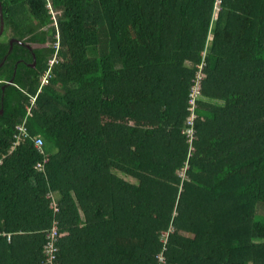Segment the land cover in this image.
Segmentation results:
<instances>
[{"label": "trees", "instance_id": "16d2710c", "mask_svg": "<svg viewBox=\"0 0 264 264\" xmlns=\"http://www.w3.org/2000/svg\"><path fill=\"white\" fill-rule=\"evenodd\" d=\"M0 2V264H264V0Z\"/></svg>", "mask_w": 264, "mask_h": 264}, {"label": "built area", "instance_id": "2783aa9c", "mask_svg": "<svg viewBox=\"0 0 264 264\" xmlns=\"http://www.w3.org/2000/svg\"><path fill=\"white\" fill-rule=\"evenodd\" d=\"M216 1L217 2H215L214 7H215V13L217 14L221 10L222 0H216ZM48 8L50 10V13L52 14V20H53L52 24L57 26L58 11L54 9L52 0H48ZM55 61H56V55L49 60V67L41 77L43 87L44 85L48 83L49 75H50L52 66L54 65ZM202 78H203V74L200 72L197 78V81H196V85H193L191 93H190L189 107H188L189 115L186 120L187 127L184 132L188 138V142L190 143V150L193 149L192 143L196 139L197 108H198V100L201 96ZM36 100H37L36 98H33V104L36 102ZM28 108H29V113H31L32 107L28 106ZM26 120L27 119H25L23 122H20L16 125L12 147H15L16 145L20 144L22 140L26 139L29 136V129L26 124L27 122ZM36 143H37V146L40 148V150H42V145L44 141L41 136L37 137ZM45 162H46V159H43V161L37 162V169L39 171H44ZM187 168H188V163H186L185 167L182 169L184 175H185ZM171 231H173V228H170V230L165 233L166 236L163 237L164 242L167 241L168 234ZM57 234H58L57 223H54L52 230L47 235V241L44 246V255L46 258V264H59V261L57 260V257H58L57 256L58 246L56 245ZM165 263H166V259H165L164 253L162 252L160 253V255H158V264H165Z\"/></svg>", "mask_w": 264, "mask_h": 264}, {"label": "water", "instance_id": "95a60500", "mask_svg": "<svg viewBox=\"0 0 264 264\" xmlns=\"http://www.w3.org/2000/svg\"><path fill=\"white\" fill-rule=\"evenodd\" d=\"M0 7H1V31H0V35H1L3 33V31H4V25H5V21H4V18H3V9H2L1 2H0ZM14 42H20L22 44H25V42H23V41H20L18 39H13V40L10 41V45H11L10 50L12 49ZM28 47L32 49V47L30 45H28ZM3 63L4 62H2L0 66H2ZM10 84H12V82Z\"/></svg>", "mask_w": 264, "mask_h": 264}, {"label": "crops", "instance_id": "0c3cea01", "mask_svg": "<svg viewBox=\"0 0 264 264\" xmlns=\"http://www.w3.org/2000/svg\"><path fill=\"white\" fill-rule=\"evenodd\" d=\"M47 7H48V4H47ZM48 9H49V8H48ZM13 39H16V38H13ZM13 39H11V40H13ZM23 42H24V41H23ZM14 43H15V42H14ZM14 43H13V44H14ZM25 45H27V44L25 43ZM30 46H31V45H30ZM31 47H32V46H31ZM30 49H31V48H30ZM36 64H37V63H35L34 66H36Z\"/></svg>", "mask_w": 264, "mask_h": 264}, {"label": "rangeland", "instance_id": "374dc122", "mask_svg": "<svg viewBox=\"0 0 264 264\" xmlns=\"http://www.w3.org/2000/svg\"><path fill=\"white\" fill-rule=\"evenodd\" d=\"M180 174H181V176L185 177L183 170H181Z\"/></svg>", "mask_w": 264, "mask_h": 264}]
</instances>
